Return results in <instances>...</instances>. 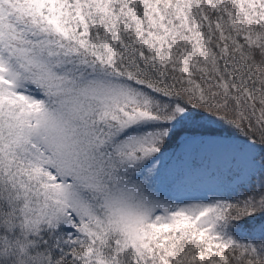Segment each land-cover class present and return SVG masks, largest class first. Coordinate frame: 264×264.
Wrapping results in <instances>:
<instances>
[{
  "label": "snow or ice",
  "instance_id": "1",
  "mask_svg": "<svg viewBox=\"0 0 264 264\" xmlns=\"http://www.w3.org/2000/svg\"><path fill=\"white\" fill-rule=\"evenodd\" d=\"M0 264H264V0H0Z\"/></svg>",
  "mask_w": 264,
  "mask_h": 264
}]
</instances>
